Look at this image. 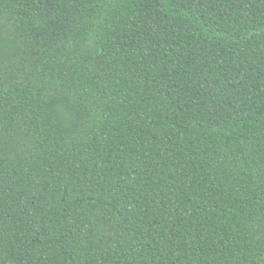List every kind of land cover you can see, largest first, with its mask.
Returning <instances> with one entry per match:
<instances>
[{
    "label": "trees",
    "instance_id": "16d2710c",
    "mask_svg": "<svg viewBox=\"0 0 264 264\" xmlns=\"http://www.w3.org/2000/svg\"><path fill=\"white\" fill-rule=\"evenodd\" d=\"M0 264H264V0H0Z\"/></svg>",
    "mask_w": 264,
    "mask_h": 264
}]
</instances>
